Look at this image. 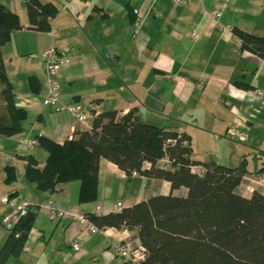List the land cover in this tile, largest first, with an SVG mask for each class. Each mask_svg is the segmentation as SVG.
Segmentation results:
<instances>
[{
	"label": "crops",
	"instance_id": "crops-1",
	"mask_svg": "<svg viewBox=\"0 0 264 264\" xmlns=\"http://www.w3.org/2000/svg\"><path fill=\"white\" fill-rule=\"evenodd\" d=\"M27 1H0L22 23L3 47L2 62L16 106L29 112L21 135H0V227L12 211L3 199L15 190L40 206L53 200L66 214L51 222L40 209L23 253L5 264H140L146 254L134 261L131 253L119 251L123 245L142 252L134 233L108 228L93 234L91 222L74 216L119 212L156 195H187L185 188L172 192L166 181L128 178L106 159L100 161L95 203L79 204V182L62 183L54 192L28 183L23 157L33 155L42 168L47 154L39 148L18 151L21 138L44 136L62 144L77 131H89L93 114L117 111L123 116L136 110L144 123L186 134L198 161L233 168L244 163L248 172L235 192L245 198L255 192L264 195V174H259L264 167V59L243 51L234 34L237 28L264 36V0H234L227 7L224 0H183L184 5L174 0H40L58 9L50 32L29 27ZM134 9L142 15L137 38ZM221 9L220 17H210ZM196 30L199 36L193 39ZM52 46L65 63L59 76L60 103L86 112L84 122L43 105L44 52ZM236 81L252 89H240ZM3 88L0 82V92ZM7 169L16 175L10 183ZM8 235L0 234V250ZM74 239L81 242L80 252L71 245Z\"/></svg>",
	"mask_w": 264,
	"mask_h": 264
},
{
	"label": "trees",
	"instance_id": "trees-1",
	"mask_svg": "<svg viewBox=\"0 0 264 264\" xmlns=\"http://www.w3.org/2000/svg\"><path fill=\"white\" fill-rule=\"evenodd\" d=\"M29 27L50 32L58 13L52 3L28 0ZM22 29L17 13L0 3V135H21L29 112L18 108L2 62V49L14 32ZM243 51L264 59V36L234 29ZM235 85L243 90L252 86L244 81ZM34 86V80H32ZM89 131H77L71 140L60 144L39 136V149L47 154L44 167L33 155L26 161L25 179L42 192H54L62 183L79 182V204L98 200L101 159L115 164L128 178L133 175L166 181L172 192L187 189L185 197L156 195L106 215L84 216L99 230L128 229L136 235L146 256L140 264H264V195L250 198L238 195L248 172L243 163L237 168L215 161L194 158L190 138L140 120L137 111L121 116L112 111L93 114ZM167 163V164H165ZM149 165V167H147ZM202 168L203 174L194 172ZM8 171L7 183L16 179ZM264 174V167L259 170ZM35 214L23 218L0 250V264L10 257L19 258Z\"/></svg>",
	"mask_w": 264,
	"mask_h": 264
},
{
	"label": "built area",
	"instance_id": "built-area-1",
	"mask_svg": "<svg viewBox=\"0 0 264 264\" xmlns=\"http://www.w3.org/2000/svg\"><path fill=\"white\" fill-rule=\"evenodd\" d=\"M232 1L234 0H224L223 7H227L228 4ZM174 3H177L179 5L185 4L183 0H174ZM222 11H223L222 9L215 10L214 12H212L210 17L212 19H216L221 16ZM133 13L135 15L132 26L133 36L137 38L141 31L142 15L140 10L138 9H134ZM198 36H199V32L197 30L194 31L192 34V38L197 39ZM44 59H45V69L47 74V86H46L45 95L43 97V105L46 107L56 108L58 112L66 113L71 117H73L75 120H78L80 122L86 121L88 114L84 112L82 109H80L75 105H62L60 103L61 85L59 82V76L61 69L65 65V63L61 59L59 52L55 46L50 47L44 52ZM39 146L40 144L37 138L30 139L28 137H23L19 142L18 151L23 149L34 150L39 148ZM1 151L2 150L0 148V152ZM11 159L15 162L17 158L12 157ZM3 202L8 204L12 209V211L3 220V226L9 233H12L14 231L15 227L20 223V221L23 218H25L29 214H36L37 212H39L40 209H45L47 211L48 219L51 222L61 220L66 214L65 211L59 208L58 204L55 201L49 200L44 206H40L34 201L29 200L28 198L22 196L19 190L13 191L11 195L3 199ZM74 219L76 221H81V222L89 221L85 216L82 215L74 216ZM91 231L93 234H95L102 230H99L91 222ZM71 245L76 252H80L82 249L81 242L79 239H74L71 242ZM119 251L124 254L131 253L134 261L142 259L144 257V254H146L144 248L140 253L136 251L131 252L128 246H123V245L120 246Z\"/></svg>",
	"mask_w": 264,
	"mask_h": 264
},
{
	"label": "rangeland",
	"instance_id": "rangeland-1",
	"mask_svg": "<svg viewBox=\"0 0 264 264\" xmlns=\"http://www.w3.org/2000/svg\"><path fill=\"white\" fill-rule=\"evenodd\" d=\"M0 1H2V0H0ZM158 125V127H160L161 126V124H157ZM198 171V170H197ZM197 173H199V172H197ZM2 233V235H8L9 234V232L5 229V228H2V227H0V234Z\"/></svg>",
	"mask_w": 264,
	"mask_h": 264
},
{
	"label": "water",
	"instance_id": "water-1",
	"mask_svg": "<svg viewBox=\"0 0 264 264\" xmlns=\"http://www.w3.org/2000/svg\"><path fill=\"white\" fill-rule=\"evenodd\" d=\"M26 236H27V234H22V236L20 237V239L23 238V237H26Z\"/></svg>",
	"mask_w": 264,
	"mask_h": 264
},
{
	"label": "bare ground",
	"instance_id": "bare-ground-1",
	"mask_svg": "<svg viewBox=\"0 0 264 264\" xmlns=\"http://www.w3.org/2000/svg\"><path fill=\"white\" fill-rule=\"evenodd\" d=\"M58 112V111H57Z\"/></svg>",
	"mask_w": 264,
	"mask_h": 264
}]
</instances>
